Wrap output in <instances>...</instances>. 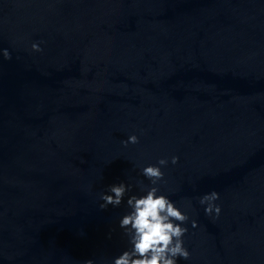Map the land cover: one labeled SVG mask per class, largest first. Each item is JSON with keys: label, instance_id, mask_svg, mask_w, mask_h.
Wrapping results in <instances>:
<instances>
[{"label": "water", "instance_id": "95a60500", "mask_svg": "<svg viewBox=\"0 0 264 264\" xmlns=\"http://www.w3.org/2000/svg\"><path fill=\"white\" fill-rule=\"evenodd\" d=\"M2 48L0 264H111L126 206L100 194L173 156L180 264H264V0H0Z\"/></svg>", "mask_w": 264, "mask_h": 264}, {"label": "clouds", "instance_id": "9594fccd", "mask_svg": "<svg viewBox=\"0 0 264 264\" xmlns=\"http://www.w3.org/2000/svg\"><path fill=\"white\" fill-rule=\"evenodd\" d=\"M41 43H31L32 52H41ZM0 57L5 61L12 59L8 48L0 49ZM139 137L129 135L122 141L123 147L138 144ZM169 163L176 165L178 157L159 159L156 164L143 166L140 175L150 183L140 182L139 194H131L133 186L125 182L110 185L99 196V208L106 210L109 206L119 208L125 204L126 211L119 218L118 227L127 239L128 247L115 256L111 264H180L190 261L191 252L185 246V237L189 229L186 226L190 217L182 207L161 192L160 183L164 181V172ZM220 194L216 191L204 194L199 199L206 216L219 219L222 208L217 203ZM193 229L198 227L195 220H191ZM109 238H111L109 236ZM83 264H96L94 259H85Z\"/></svg>", "mask_w": 264, "mask_h": 264}]
</instances>
